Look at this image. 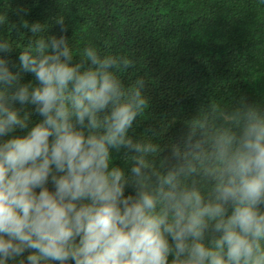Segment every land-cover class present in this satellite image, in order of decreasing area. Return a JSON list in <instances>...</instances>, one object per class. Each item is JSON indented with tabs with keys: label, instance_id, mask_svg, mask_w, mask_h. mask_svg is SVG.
Listing matches in <instances>:
<instances>
[{
	"label": "clouds",
	"instance_id": "clouds-1",
	"mask_svg": "<svg viewBox=\"0 0 264 264\" xmlns=\"http://www.w3.org/2000/svg\"><path fill=\"white\" fill-rule=\"evenodd\" d=\"M30 31L17 71L0 37V264H264V110L213 104L178 141L133 139L149 104L121 80L133 60ZM29 106L40 119L12 135Z\"/></svg>",
	"mask_w": 264,
	"mask_h": 264
},
{
	"label": "trees",
	"instance_id": "trees-1",
	"mask_svg": "<svg viewBox=\"0 0 264 264\" xmlns=\"http://www.w3.org/2000/svg\"><path fill=\"white\" fill-rule=\"evenodd\" d=\"M0 17V37L12 44L2 55L13 71L37 22L45 35H66L77 58L87 45L129 56L133 65L121 80L127 87L143 78L149 102L129 130L133 139L159 133L162 146L178 141L187 122L213 104L232 109L243 100L264 110V0H0ZM21 75L22 83L35 82ZM39 119L32 113L28 129L12 135L26 134ZM112 156L124 166L123 149Z\"/></svg>",
	"mask_w": 264,
	"mask_h": 264
}]
</instances>
